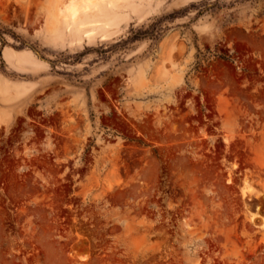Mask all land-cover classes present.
<instances>
[{
    "label": "rangeland",
    "instance_id": "374dc122",
    "mask_svg": "<svg viewBox=\"0 0 264 264\" xmlns=\"http://www.w3.org/2000/svg\"><path fill=\"white\" fill-rule=\"evenodd\" d=\"M204 1L102 0L90 38L66 0H0V264H264L239 190H263L264 0Z\"/></svg>",
    "mask_w": 264,
    "mask_h": 264
},
{
    "label": "bare ground",
    "instance_id": "6f19581e",
    "mask_svg": "<svg viewBox=\"0 0 264 264\" xmlns=\"http://www.w3.org/2000/svg\"><path fill=\"white\" fill-rule=\"evenodd\" d=\"M66 1H67V5H66L67 13L63 16L65 29L73 30L75 32H81L83 35L90 38L97 33L101 25H107L110 18L117 13V10L114 8V6L112 7V5L105 4L102 2V0H66ZM183 126L184 125H182L181 127ZM230 138L231 136L229 134H226L224 137V141L228 142ZM260 142H261L260 146L259 144H254V143H252L251 145L252 150L255 152V157H254L255 160L260 159V157L264 156V152L261 151L262 147L264 146V134ZM252 182H253L252 179H249L247 176H245L243 185H241L239 189L240 194L242 195L241 197H247L248 199H251L252 196L259 197L262 193H264V182L262 183L263 190L257 189ZM226 191H228V189ZM244 205L246 206L247 210H249L250 222L255 224V218L257 215L260 214L259 209L261 205L257 204L255 211L248 209L249 204L246 203L245 201H244ZM261 216L263 218V223L261 224V226L264 228V214H262ZM224 227H223L224 228L223 232L225 233V237L231 238V233H233L236 228V222L230 223L229 225ZM243 229L244 232H246L245 224H243ZM248 243L250 246L254 245V243L252 242H248ZM237 251L240 256L244 255L243 252L239 250ZM69 260L67 258V261ZM64 261L66 260L64 259Z\"/></svg>",
    "mask_w": 264,
    "mask_h": 264
},
{
    "label": "trees",
    "instance_id": "16d2710c",
    "mask_svg": "<svg viewBox=\"0 0 264 264\" xmlns=\"http://www.w3.org/2000/svg\"><path fill=\"white\" fill-rule=\"evenodd\" d=\"M215 3L216 2L214 0L211 1V2L205 0L204 1V4H203L204 5L203 7H206L207 8V7H209V6H211V5L215 4Z\"/></svg>",
    "mask_w": 264,
    "mask_h": 264
},
{
    "label": "flooded vegetation",
    "instance_id": "af4514ba",
    "mask_svg": "<svg viewBox=\"0 0 264 264\" xmlns=\"http://www.w3.org/2000/svg\"><path fill=\"white\" fill-rule=\"evenodd\" d=\"M238 173H242V171L241 170H239V172ZM257 204H260V203H257ZM257 204L254 206V208H256V206H257ZM261 205V204H260ZM260 210H264L263 208H262V205L260 206V209H259V211Z\"/></svg>",
    "mask_w": 264,
    "mask_h": 264
}]
</instances>
